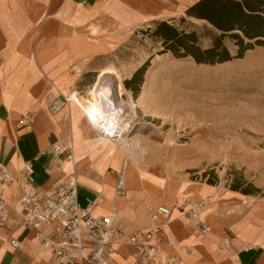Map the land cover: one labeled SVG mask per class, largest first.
<instances>
[{
  "label": "rangeland",
  "instance_id": "1",
  "mask_svg": "<svg viewBox=\"0 0 264 264\" xmlns=\"http://www.w3.org/2000/svg\"><path fill=\"white\" fill-rule=\"evenodd\" d=\"M194 1L79 0L80 6L73 15L79 18L82 37L105 51L95 63L115 71L114 76L104 78L113 90V101L120 102L116 85L120 82L123 86L121 97L126 104L121 110L129 120L126 138L138 140L146 151L142 156L144 164L131 162L126 175L136 196H146L147 204L139 207V216L147 218L149 206L165 203L171 207L190 197L203 203L202 219L210 207L205 203L208 199V203L213 201L215 213L226 222L229 235H234L233 224L239 215L252 210L254 220L258 204L264 208V47L255 46L243 58L216 65L197 64L190 57L176 58L171 52L159 54L162 45L144 34L150 20L169 19L180 28L195 24L202 32L204 22L186 16L187 6ZM55 2L42 0L46 6L43 15L46 12L50 17ZM183 15L187 22L181 24ZM64 32L65 37L74 34L67 27ZM202 43L211 44L208 39ZM225 43L231 54L237 53L233 40L226 38ZM71 47H78L76 40ZM149 58L145 83L134 98L124 80ZM99 73L91 89L82 93L85 100L94 101L93 86ZM44 77L51 88L56 83L64 93L76 91L73 80L67 77ZM95 108L92 106L89 112L96 113L94 118L99 124ZM115 138L110 140L116 154L109 156L105 150L104 157L108 155L119 165L129 163L119 137ZM210 170L218 175L215 187H210L203 177V172ZM236 170L243 172L262 193L248 198L238 192L228 197L232 194L228 187L230 175ZM79 202L82 206L87 204L80 197Z\"/></svg>",
  "mask_w": 264,
  "mask_h": 264
},
{
  "label": "crops",
  "instance_id": "2",
  "mask_svg": "<svg viewBox=\"0 0 264 264\" xmlns=\"http://www.w3.org/2000/svg\"><path fill=\"white\" fill-rule=\"evenodd\" d=\"M53 6L48 17L46 12L43 15L46 6L42 0H0V163L18 170L24 161L34 162L37 185L49 194L63 176L58 167H50L49 150L56 142L73 140L75 154L81 161L77 170L79 197L85 201L99 197L96 212L107 215L115 208L118 219L129 228L146 226L148 216L137 213L139 207L147 204L146 196H136L137 192L128 183V194L120 199L115 197L117 176L113 169L119 171L123 164L113 162L108 155L104 157L107 148L100 143L84 112L74 104L55 114L47 110L46 95L51 83L44 74L73 80V89L84 97L82 93L93 85L105 67L95 63L96 58L105 53L104 49L101 51L88 42L78 30L79 18L73 14L80 6L79 0H56ZM65 27L74 34L65 37ZM74 40L76 48L71 47ZM27 112L36 114L32 129L18 126ZM91 114L96 116L94 111ZM127 172L126 168V175ZM231 193L227 196L234 197L238 191ZM6 196L14 205L21 195L13 187L6 191ZM205 203L210 207L202 217L210 225V231L199 234L176 210L172 224L164 230L165 254L179 255L181 264H264V208H260L261 204H258L256 219L251 218L252 210L239 215L233 224L234 235H229L226 222L215 213L213 201L208 203L206 199ZM10 212V222L0 234V264H58L52 253L40 249L35 232L22 224L20 215ZM59 223L60 220L52 221L45 229L51 232ZM227 237H235L231 248L220 249ZM12 238L18 239L21 246L16 248L10 244ZM175 243L192 251L184 254L180 249L172 250ZM128 249L124 245L116 256L122 264L134 262Z\"/></svg>",
  "mask_w": 264,
  "mask_h": 264
},
{
  "label": "built area",
  "instance_id": "3",
  "mask_svg": "<svg viewBox=\"0 0 264 264\" xmlns=\"http://www.w3.org/2000/svg\"><path fill=\"white\" fill-rule=\"evenodd\" d=\"M46 97L47 110L52 114L68 107L72 101V96L58 90L50 91ZM35 121L36 114L27 112L18 126L32 129ZM74 146L73 140L56 142L49 150L50 167L63 171V176L49 194L37 185L34 162L24 161L18 170L0 163V234L10 222V211H15L22 224L35 232L40 249L52 253L58 264H122L116 256L124 245L128 246L129 255L134 258L132 264H181L179 255L165 254L164 230L172 224L174 212L177 210L186 217L199 234L210 231V225L200 219L203 203L190 197L185 202H175L171 207L164 203L149 206L147 225L140 228H129L123 224L115 208L107 215L98 214L95 207L99 197L88 199L82 206ZM125 162L119 171L113 169L117 176L114 190L117 199L128 193ZM13 187L21 195L14 205L6 196V191ZM55 220H60L59 225L47 232L45 226ZM234 241L235 237H227L220 249H230ZM10 244L16 248L21 246L16 238H12ZM171 249H180L184 254L192 251L190 247L177 243Z\"/></svg>",
  "mask_w": 264,
  "mask_h": 264
},
{
  "label": "trees",
  "instance_id": "4",
  "mask_svg": "<svg viewBox=\"0 0 264 264\" xmlns=\"http://www.w3.org/2000/svg\"><path fill=\"white\" fill-rule=\"evenodd\" d=\"M185 11L188 18L204 22L203 31L200 32L195 24L180 28L169 19L150 20V27L144 34L162 45L159 54L171 52L176 58L190 57L197 64L216 65L243 58L255 46L264 47V0H197ZM186 16L180 18L181 24L187 22ZM226 38L237 45L236 54H231ZM203 39H208L211 44L204 46ZM150 60L138 68L131 79L124 80L126 89L134 94V98L140 95ZM203 173L208 184L218 183V175L213 170ZM230 177L228 187L232 191L247 196L262 193V189L249 181L243 172L236 170Z\"/></svg>",
  "mask_w": 264,
  "mask_h": 264
},
{
  "label": "bare ground",
  "instance_id": "5",
  "mask_svg": "<svg viewBox=\"0 0 264 264\" xmlns=\"http://www.w3.org/2000/svg\"><path fill=\"white\" fill-rule=\"evenodd\" d=\"M115 71L112 69H103V71L98 76V81L94 86V101L85 100L81 96H79L76 92L64 93L56 83L52 84V88L50 91H61L66 95L72 96L71 104L76 105L84 114L86 115L87 119L90 121L92 126L96 129V136L99 139L100 143L105 145L107 150L109 151L108 155L112 156L116 154V149L111 144V137H119L120 144L122 145L123 151L127 156L128 162H125V176H126V168L129 166L131 162L135 163L136 165H140L144 162L142 156L146 155L145 149L142 148L141 143L135 139H127L126 138V126L128 125V119L126 115L121 110V107L126 104V102L122 99L121 96V89L122 84L119 82L116 85V92L120 102H115L112 99L113 90L109 86V84L105 82V77L112 75L114 76ZM117 97V96H116ZM117 98V99H118ZM96 100V101H95ZM115 102V103H114ZM47 103V99H46ZM71 104L69 106H71ZM96 106L97 116L100 119L99 124H97L95 118L92 116L89 109L92 106ZM68 106V107H69ZM123 108V107H122ZM125 110V109H124ZM95 116V114H94ZM131 141V142H130ZM110 146V147H109ZM75 159L78 161L77 170L79 171L80 160L75 154ZM144 164V163H143ZM142 165V164H141ZM126 183H127V192H128V180L126 176ZM128 194V193H127ZM201 219V213H200ZM202 220V219H201ZM209 232V231H208Z\"/></svg>",
  "mask_w": 264,
  "mask_h": 264
}]
</instances>
